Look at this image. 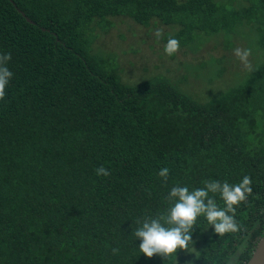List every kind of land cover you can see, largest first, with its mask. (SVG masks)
I'll list each match as a JSON object with an SVG mask.
<instances>
[{"label":"trees","instance_id":"obj_1","mask_svg":"<svg viewBox=\"0 0 264 264\" xmlns=\"http://www.w3.org/2000/svg\"><path fill=\"white\" fill-rule=\"evenodd\" d=\"M114 16L172 25L167 41L193 52L216 34L249 47L252 32L260 57L205 102L163 75L131 84L94 48ZM0 53L14 74L0 101V264H181L191 245L140 252L137 219L164 211L174 185L245 175L240 230L219 236L199 217L193 247L209 235L189 264H247L264 234V0H0Z\"/></svg>","mask_w":264,"mask_h":264},{"label":"rangeland","instance_id":"obj_2","mask_svg":"<svg viewBox=\"0 0 264 264\" xmlns=\"http://www.w3.org/2000/svg\"><path fill=\"white\" fill-rule=\"evenodd\" d=\"M109 18L113 23L110 26L105 19L103 28L107 31L98 29L99 35L94 41V48L100 53H111L110 57L117 64L122 79L131 84L144 82L155 75H163L195 99L205 102L242 82L249 73L244 75L247 71L235 56L234 49H251L249 60L254 68L260 57L257 40L252 32L249 35V47L247 39L238 36L234 39V46L228 49L222 35L216 34L197 52L187 47H179L177 52L168 55L165 51L167 33L174 26L161 22H151L149 26H144L129 16ZM157 30L160 31V36L156 35ZM247 30L250 31L249 28ZM221 57L225 58L224 72ZM204 234L209 235V231ZM203 235L198 238L199 245L194 247L196 251L203 245ZM191 252L192 249L181 264L190 263L196 254Z\"/></svg>","mask_w":264,"mask_h":264},{"label":"clouds","instance_id":"obj_3","mask_svg":"<svg viewBox=\"0 0 264 264\" xmlns=\"http://www.w3.org/2000/svg\"><path fill=\"white\" fill-rule=\"evenodd\" d=\"M157 36L161 33L156 32ZM179 50V41L169 38L165 46L168 55ZM235 56L240 60L245 70L249 73L255 69L249 60L251 49L237 47L234 49ZM11 53H0V101L6 96V88L13 77V72L7 67L11 61ZM169 168L163 167L158 175L165 183L168 181ZM97 176L108 177L111 173L103 165L95 169ZM251 178L245 175L242 180L235 184L220 180H205L203 187L189 189L187 186L174 185L164 198L167 208L155 217L137 219L139 227L134 231V236L141 242L139 250L147 258L160 256L168 258L177 254L178 250L189 253H197L193 247V229L197 219L203 216L208 224L219 236L227 233H235L240 230L236 219L237 208L247 201L252 193ZM219 195L223 201L221 207L215 196ZM116 254L119 249H112ZM196 256V255H195ZM232 264H238L233 261Z\"/></svg>","mask_w":264,"mask_h":264},{"label":"water","instance_id":"obj_4","mask_svg":"<svg viewBox=\"0 0 264 264\" xmlns=\"http://www.w3.org/2000/svg\"><path fill=\"white\" fill-rule=\"evenodd\" d=\"M25 15V14H24ZM26 16V15H25ZM29 22H33V20L27 17ZM247 264H264V234L258 241L251 258L247 262Z\"/></svg>","mask_w":264,"mask_h":264}]
</instances>
